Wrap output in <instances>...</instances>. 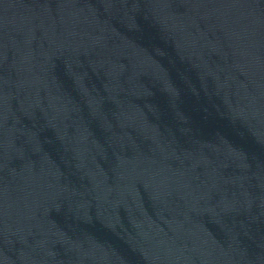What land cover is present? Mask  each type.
Instances as JSON below:
<instances>
[{
  "label": "water",
  "instance_id": "1",
  "mask_svg": "<svg viewBox=\"0 0 264 264\" xmlns=\"http://www.w3.org/2000/svg\"><path fill=\"white\" fill-rule=\"evenodd\" d=\"M0 264H264V0H0Z\"/></svg>",
  "mask_w": 264,
  "mask_h": 264
}]
</instances>
